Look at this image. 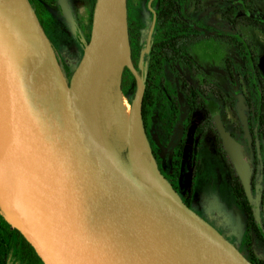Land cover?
<instances>
[{"label":"water","instance_id":"95a60500","mask_svg":"<svg viewBox=\"0 0 264 264\" xmlns=\"http://www.w3.org/2000/svg\"><path fill=\"white\" fill-rule=\"evenodd\" d=\"M59 6L69 20L66 1ZM121 33L127 42L128 0H96L90 40L69 79L30 1L0 0V198L10 224L44 264H252L185 205L153 158L159 192L101 148L91 90ZM127 68L137 82L133 119L146 84L131 54ZM218 128L252 202L242 148L219 119Z\"/></svg>","mask_w":264,"mask_h":264},{"label":"trees","instance_id":"16d2710c","mask_svg":"<svg viewBox=\"0 0 264 264\" xmlns=\"http://www.w3.org/2000/svg\"><path fill=\"white\" fill-rule=\"evenodd\" d=\"M258 1L260 0H239L238 3H233L231 7L225 8L223 14V17L227 18L231 25L234 26L235 34L230 38V43L237 50L241 59L240 72L234 71L233 60H227L230 77L235 82L237 78L244 80L246 82L245 87L249 92V96L246 95L245 104L250 111L247 114V126L251 138L254 163V171L250 172L249 170L253 197L257 184L256 171L259 163L256 155L257 144L261 152L264 150V70L252 44L238 32V29L241 27L253 28L264 35V13L259 12L257 9ZM30 3L52 46L58 52L53 36H57L60 31H63L62 23L65 24V20L55 17L51 19L46 6L39 4L35 0H30ZM95 4L96 0H93L89 33L87 37H83L85 45L81 48V59L85 46L90 40ZM153 6L155 7L157 18L151 45L148 48L146 57L147 43L145 44L140 28L132 18L128 6V41L131 57L137 72L140 75H145L143 79L146 84V92L141 112V125L149 144L152 158L167 182L180 195L183 166L187 156L186 141L188 132L193 124L194 116L197 113L202 114L203 119L195 128L194 138L201 139L208 132L214 133L216 151L225 164L235 202L244 215V246L246 251L241 254L252 264H264V258L258 257L255 251L257 243L262 242L264 244V236L256 221L257 216L254 212L253 203L249 202L242 182L229 159L221 138L218 128V119L221 121L219 106L217 103L209 102V99L213 97L223 105L227 104L232 110L234 117L239 120L236 104L234 101L227 100L223 92L218 87L209 84V82L201 84L199 93L193 85L184 81L182 75L183 67L192 68L195 74L201 70V67L194 61L191 54V47L199 43L201 39L188 22L182 19V0H155ZM149 14L152 15L151 12ZM65 70L70 78L75 72L67 68ZM136 85L137 82L134 75L126 66L121 77L120 90L131 106L134 104L130 98L131 91L135 89ZM153 126L156 130V136H158L159 141L165 148L171 144L178 131H180L179 141L171 151L168 168L165 165L164 155L159 143L151 134ZM244 134L241 125L235 124L233 133L230 136L239 144V142H242L239 137H243ZM241 148L243 159L246 163L243 146ZM191 155L187 190L184 196L180 195V197L185 205L205 220L195 209L196 186L201 171V162L196 153ZM262 177L263 195L264 165ZM0 200L2 202V205H0V264H44L24 235L10 224L12 214L9 206L4 199L0 198ZM205 221L207 222V220ZM207 223L210 225L209 222ZM234 246L241 252L239 247Z\"/></svg>","mask_w":264,"mask_h":264},{"label":"rangeland","instance_id":"374dc122","mask_svg":"<svg viewBox=\"0 0 264 264\" xmlns=\"http://www.w3.org/2000/svg\"><path fill=\"white\" fill-rule=\"evenodd\" d=\"M198 0H188L185 6V15L191 23H195L199 28L205 31V35H226L232 34L233 29L223 20L222 6L225 0H200V7H198ZM236 2L238 0H231ZM70 19L66 20L63 16L61 8L57 7L56 2L47 1L48 15L51 19L64 18L65 24L62 23L64 29L60 31L57 36H53L55 45L62 58V65L70 71H75L81 59V48L85 45L83 37H87L89 33V25L91 19V11L93 0H67ZM131 3V4H130ZM148 0H128L129 11L132 18L138 24L140 32L142 33L147 49L145 50V57L148 54V48L152 39L151 32V17L147 10ZM259 12L264 13V0L257 3ZM244 38L250 42L261 59L262 67L264 69V35L253 28L241 27L238 29ZM131 54L128 41L126 42V49L121 56V71H120V86L121 77L124 68L127 66L128 58ZM193 56L195 62L202 67V72L198 71L197 79L193 72L186 67L182 68V75L190 80L192 83L201 80H209L215 87L222 90L224 96L234 100L238 109L239 120H237L232 111L223 108V105L215 100L213 97L209 99L211 103L219 104L221 108V116L223 124L229 133L233 132V126L240 124L244 130V136L239 137V145L244 150V157L248 169L252 171L250 158L245 155L250 150L249 147V133L247 126V114L249 110L245 104L246 95L249 96L248 89L243 84H234L226 72L225 61L227 58L234 60L236 72H240L241 60L236 51L223 41L210 39L194 46ZM137 95V85L131 91V100L135 101ZM127 101V100H126ZM128 103V101H127ZM129 104V103H128ZM130 105V104H129ZM160 106V105H158ZM133 113V106L130 105V123L128 132V142L123 143L119 137L118 127L113 126L106 132L103 131L105 138V147L108 152H111L124 166L128 167V152L130 151V129L131 117ZM158 114V112H157ZM138 121L141 123V116L137 115ZM203 119L202 114L197 113L194 116L193 124L187 136V156L183 166L180 194H185L188 186V176L190 173L191 159L193 153H196L201 162V171L198 177L196 186V202L195 209L207 222L212 225L219 233L225 235L227 240L233 244H240V238L243 232V217L242 212L237 208L227 170L221 161L215 147V137L213 132H209L199 142L194 138V130L199 122ZM152 136L158 141L162 154L164 155L165 165L168 168L170 163L171 151L174 149L176 143L180 138V131L169 144L167 148L159 141L156 136V130L153 126ZM198 140V141H197ZM147 165L149 170V178L146 180V185L154 188V182L151 178L150 168L152 165V155L149 147L147 155ZM259 187V185H258ZM260 189L256 194V202L260 200ZM0 205L2 202L0 200ZM258 255L264 257V246L257 245Z\"/></svg>","mask_w":264,"mask_h":264},{"label":"bare ground","instance_id":"6f19581e","mask_svg":"<svg viewBox=\"0 0 264 264\" xmlns=\"http://www.w3.org/2000/svg\"><path fill=\"white\" fill-rule=\"evenodd\" d=\"M126 49V36L120 34L113 50L101 66L91 90L92 120L99 137L101 148L130 177L142 185L149 178L147 155L149 144L144 135L142 125L134 116L130 129V151L128 152V167L124 166L105 147L103 131H108L113 124L117 125L119 137L123 143L128 142L130 105L120 90L121 56ZM2 154L0 153V159ZM153 190L159 192L158 189Z\"/></svg>","mask_w":264,"mask_h":264},{"label":"flooded vegetation","instance_id":"af4514ba","mask_svg":"<svg viewBox=\"0 0 264 264\" xmlns=\"http://www.w3.org/2000/svg\"><path fill=\"white\" fill-rule=\"evenodd\" d=\"M30 1V0H29ZM35 1H37L39 4H41V5H43V6H46L47 7V1L48 0H35ZM49 1H54V2H56V5H57V7H59V9H60V6H59V0H49ZM65 1H67V0H65ZM154 1L155 0H148V3H147V8H148V10H149V12H151L152 13V15H150V17H151V28H152V26H153V22H154V20H155V24H156V18H157V15H156V11H155V7L153 6V3H154ZM261 2L263 1V0H260ZM260 1H258V2H260ZM188 2V0H182V5H183V16H182V19H183V21H186V22H188V24L198 33V36L200 37V39H201V41L199 42V43H197V44H195L194 46H197V45H199V44H201V43H203V42H205L206 40H210V39H216V40H220V41H223V42H225L226 44H228V45H230L235 51H236V53H237V55H238V52H237V50L233 47V45L230 43V38L231 37H233V35L235 34V29H234V26L233 25H231V23L227 20V18H225V17H223V14H224V9L226 8H229V7H231L232 6V4L233 3H238L239 2V0L238 1H236V2H233V1H231V0H225L224 1V3H222L221 4V6H222V17H223V20L233 29V33L232 34H226V35H205V31L202 29V28H199L198 27V25L197 24H195V23H191L190 22V20L187 18V16L185 15V6H186V3ZM198 2V7H200V0H198L197 1ZM257 2V3H258ZM67 3V2H66ZM131 4V3H130ZM151 4V8L149 7V5ZM257 6V5H256ZM64 19V18H63ZM65 20V19H64ZM154 28H155V26H154ZM258 31V30H257ZM153 32H154V29H153ZM260 32V31H259ZM261 33V32H260ZM152 35H153V33H152ZM243 36V35H242ZM152 40V39H151ZM150 45H151V42H150ZM149 45V46H150ZM194 46L193 47H191V54H192V57H193V59H194V56H193V48H194ZM254 49V48H253ZM256 52V51H255ZM57 55H58V57H59V60H60V62L62 63V58H61V56H60V54L57 52ZM258 55V54H257ZM239 56V55H238ZM259 57V56H258ZM239 58H240V56H239ZM259 59H260V57H259ZM227 60H233L232 58H227L226 59V61H225V66H226V72H227V75H228V77H229V79H230V82L232 83V85L234 84V80L232 79V77H230V73H229V68H228V64H227ZM241 60V59H240ZM194 61H195V59H194ZM234 61V60H233ZM260 61H261V59H260ZM197 63V62H196ZM200 66V65H199ZM261 66H262V63H261ZM201 67V66H200ZM235 67V66H234ZM186 68H188L189 70H191L192 72H193V75H194V77L197 79V75L198 74H200L201 72H202V67H201V70H200V73H196L195 74V71L192 69V68H190V67H186ZM263 68V67H262ZM65 69V68H64ZM264 70V69H263ZM66 71V70H65ZM234 71H236V67H235V69H234ZM67 73V72H66ZM140 75V74H139ZM67 76H68V74H67ZM142 78H144L145 77V75L144 74H142V75H140ZM68 78L70 79V77L68 76ZM183 78H184V81L185 82H187V83H189L190 85H193L194 87H195V89H197V91L200 93V86H201V84L203 83V82H209V84H211V85H213L209 80H201L202 82H200V81H197L196 83H192L190 80H188L187 78H185L184 77V75H183ZM183 81V82H184ZM236 83H238V84H243V86H245L246 85V82L244 81V80H242L241 78H237L236 79ZM214 86V85H213ZM220 89V88H219ZM221 90V89H220ZM222 91V90H221ZM225 98L227 99V100H229V101H234V100H231V99H229L228 97H226L225 96ZM216 100V99H215ZM245 102V101H244ZM221 103V102H220ZM215 104V103H214ZM222 104V103H221ZM223 105V104H222ZM218 106H219V104H218ZM223 108H225V109H229V110H231L230 109V107H228V105L226 104V105H223ZM248 108V107H247ZM219 110H220V115H221V108H220V106H219ZM232 111V110H231ZM250 112V111H249ZM233 113V112H232ZM221 122H222V124H223V121H222V116H221ZM223 126H224V128H225V125L223 124ZM225 130H226V128H225ZM195 131V130H194ZM226 132L227 133H229L227 130H226ZM209 133V132H208ZM207 133V134H208ZM233 133V132H232ZM232 133H229V134H232ZM248 133H249V130H248ZM206 134V135H207ZM214 134V133H213ZM250 134V133H249ZM248 134V135H249ZM206 135H204L202 138H204ZM221 135V134H220ZM215 137V136H214ZM202 138L200 139H198L199 140V142L202 140ZM222 138V137H221ZM197 140V141H198ZM264 146V145H263ZM249 147H250V150L246 153L245 152V155L246 154H248L247 156L250 158V162H251V166H252V170L254 171V163H253V158H252V149H251V138H250V135H249ZM256 155H257V157H258V169H257V171H256V173H257V177H256V189H255V192H254V197H253V201L252 202H250V203H253V206H254V212H255V214H256V216H257V223H258V225L260 226V229H261V231H262V233H263V236H264V194L262 195V192H263V186H262V171H263V157H264V150L261 152V149L259 148V145L257 144V149H256ZM220 157V156H219ZM221 159V158H220ZM230 159V158H229ZM222 161V160H221ZM231 161V160H230ZM223 162V161H222ZM224 164V163H223ZM225 165V164H224ZM235 169V168H234ZM258 185H259V187H258ZM260 189V193H261V195H260V200H259V202L257 201L256 202V194H257V192H258V190ZM252 193V192H251ZM180 195H182V196H184V194H180ZM233 198H234V196H233ZM234 200H235V198H234ZM235 204H236V202H235ZM236 206H237V204H236ZM237 208L241 211V209L237 206ZM242 212V211H241ZM244 215H243V212H242V217H243ZM223 237H225V235H223ZM226 238V237H225ZM227 239V238H226ZM244 240H245V238H244V217H243V232H242V236H241V238H240V244H236V243H233V245H236L237 247H239L240 248V250H241V252L240 253H245V246H244ZM258 245H260V246H264V244L262 243V242H259V243H257ZM257 249H255V251H256ZM243 255V254H242ZM256 255L258 256V257H260V258H264V257H262V256H260V255H258V253H257V251H256Z\"/></svg>","mask_w":264,"mask_h":264}]
</instances>
